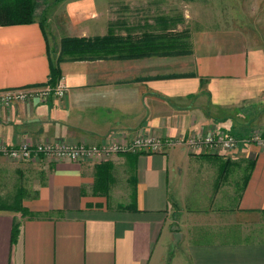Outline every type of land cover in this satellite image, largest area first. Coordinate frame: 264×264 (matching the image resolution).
Returning a JSON list of instances; mask_svg holds the SVG:
<instances>
[{
    "label": "crops",
    "instance_id": "obj_1",
    "mask_svg": "<svg viewBox=\"0 0 264 264\" xmlns=\"http://www.w3.org/2000/svg\"><path fill=\"white\" fill-rule=\"evenodd\" d=\"M146 1L34 0L33 21L0 23V91L51 85L52 63L66 87L0 105V141L102 147L202 130L238 146L74 161L0 155V199L23 197L34 213L0 206V264H264V148L248 140L264 134V36L250 22L193 30L184 56L109 48L58 59L64 38L123 35L121 14ZM130 29L123 36L136 39Z\"/></svg>",
    "mask_w": 264,
    "mask_h": 264
},
{
    "label": "rangeland",
    "instance_id": "obj_2",
    "mask_svg": "<svg viewBox=\"0 0 264 264\" xmlns=\"http://www.w3.org/2000/svg\"><path fill=\"white\" fill-rule=\"evenodd\" d=\"M147 1L146 3L133 4L132 8L124 11L121 14L122 19H119L124 23L120 24L117 21L116 27H114L124 34L127 28L132 29L126 33L130 32L132 36L137 37L136 39L126 38L123 36L124 34H113V36L121 38L120 41L129 42L128 39H130L135 42L133 44H138V46H131L130 52L133 54L152 56L156 53L160 54L162 47V54L165 56H176L177 54L184 56L187 54L189 38L193 30L198 31L203 28L206 30L207 26L212 23L229 22V19L231 22H241L244 25L250 22L254 32L259 31L264 36V0ZM165 19L167 22L164 21ZM164 33H170L171 36V43H168L165 48L161 42V39L164 40ZM159 42L162 43L160 47H158ZM141 46L144 49L139 51L138 48ZM22 198L18 200L12 197L0 199V206L22 214V209H27L22 204Z\"/></svg>",
    "mask_w": 264,
    "mask_h": 264
},
{
    "label": "built area",
    "instance_id": "obj_3",
    "mask_svg": "<svg viewBox=\"0 0 264 264\" xmlns=\"http://www.w3.org/2000/svg\"><path fill=\"white\" fill-rule=\"evenodd\" d=\"M66 93L65 85L60 79L54 85H45L34 88H18L0 91V105H9L13 102L26 101L33 98L48 99L51 96L62 97ZM248 140L260 148H264V134L261 130H254L248 135ZM177 143L187 145L193 152L222 153L236 149L239 140L232 134L222 131L202 130L194 131L187 136L178 138L160 139L150 135L139 136L129 143H113L109 146H87L77 143H20L9 146L0 141V155L16 160L30 161L37 156L50 160H79L85 158L108 156L115 152L138 153L142 150L160 152L165 147Z\"/></svg>",
    "mask_w": 264,
    "mask_h": 264
},
{
    "label": "trees",
    "instance_id": "obj_4",
    "mask_svg": "<svg viewBox=\"0 0 264 264\" xmlns=\"http://www.w3.org/2000/svg\"><path fill=\"white\" fill-rule=\"evenodd\" d=\"M34 5V0H4L2 7H0V23L19 24L33 21ZM164 21L167 22L166 19ZM163 38L164 40H162V43L165 48L168 46V43H171L170 33H164ZM120 39L121 38L114 37L112 34L111 36L108 35L94 39L64 38L61 41V53L58 59L65 58V56H68L70 59L102 58L106 55L109 48H111V55L116 53L117 56H122V54H120L121 52L125 53L128 50L127 53L124 54L127 55L131 50V46H138V44H130L128 41L124 42L120 41ZM158 47H160V42ZM59 78L60 71L58 64L52 63L49 83L54 85ZM22 210V214L25 213V215L34 216V213H31L29 210ZM15 233L16 229L13 230V235Z\"/></svg>",
    "mask_w": 264,
    "mask_h": 264
}]
</instances>
